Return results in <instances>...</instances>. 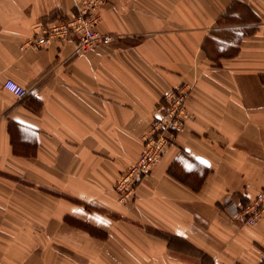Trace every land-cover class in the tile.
<instances>
[{
	"label": "crops",
	"instance_id": "1",
	"mask_svg": "<svg viewBox=\"0 0 264 264\" xmlns=\"http://www.w3.org/2000/svg\"><path fill=\"white\" fill-rule=\"evenodd\" d=\"M78 1L0 0V264H264V216H232L264 188V0H111L108 45H25ZM181 85L184 128L119 203Z\"/></svg>",
	"mask_w": 264,
	"mask_h": 264
},
{
	"label": "built area",
	"instance_id": "2",
	"mask_svg": "<svg viewBox=\"0 0 264 264\" xmlns=\"http://www.w3.org/2000/svg\"><path fill=\"white\" fill-rule=\"evenodd\" d=\"M111 0H79L70 17L59 18L40 24L25 45L42 49L52 41L74 39L76 51L85 54L92 49L108 45L112 37L98 31L100 12ZM3 88L17 98L26 97L27 90L18 84L6 81ZM189 88L176 86L167 92L153 108L148 130L143 136L142 150L136 160L120 175L114 186L119 203L126 205L134 201L139 181L149 175L173 145L176 136L184 128L189 117L186 98ZM235 220L254 225L264 216V188L255 198L232 211Z\"/></svg>",
	"mask_w": 264,
	"mask_h": 264
},
{
	"label": "bare ground",
	"instance_id": "3",
	"mask_svg": "<svg viewBox=\"0 0 264 264\" xmlns=\"http://www.w3.org/2000/svg\"><path fill=\"white\" fill-rule=\"evenodd\" d=\"M100 20V19H99Z\"/></svg>",
	"mask_w": 264,
	"mask_h": 264
}]
</instances>
